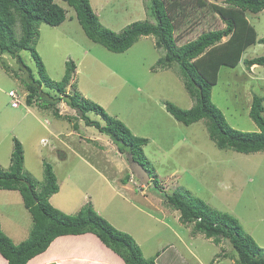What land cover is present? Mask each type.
<instances>
[{
  "label": "rangeland",
  "instance_id": "rangeland-1",
  "mask_svg": "<svg viewBox=\"0 0 264 264\" xmlns=\"http://www.w3.org/2000/svg\"><path fill=\"white\" fill-rule=\"evenodd\" d=\"M209 1L225 6L224 0ZM56 2L66 10V21L58 27L42 24L34 44L46 73L58 83L64 77L66 63L73 60L77 72L67 93L78 92L81 99L101 106L109 116L122 121L135 136L148 139L143 151L156 180L147 185L138 183L127 155L118 151L109 136L88 126L79 111L64 100L51 104L60 96L56 90L43 85L44 108L38 99L28 106L29 92L24 83L28 80L9 55L0 58L18 76L0 65V167L9 170L17 139L23 147V175L36 191L44 185V162L53 166L59 186L49 198L53 207L76 215L91 204L118 230L134 238L144 258L161 254L158 264H239L238 253L228 239L217 245L203 235L191 236L193 225H184L181 213L168 205L167 196L174 193L187 202L201 199L212 210L236 218L264 254V151L242 154L219 149L209 136L206 120L185 125L167 112L166 102L187 110L195 102L175 66L156 67L164 55L156 48L154 36L141 37L125 53H113L87 37L72 7L62 0ZM90 3L101 24L116 33L138 21H153L149 0ZM204 14L198 19V15L190 17L176 31L178 45L225 27L217 14ZM247 18L258 38H264V10L248 12ZM21 56L38 78L31 52L23 51ZM262 56L264 44L250 47L236 68H221L212 89L213 104L233 129L258 132L249 114L253 97H264V66L248 69L244 61ZM11 90L15 99L12 103L16 102L18 109L11 105ZM87 116L105 123L95 112ZM127 175L129 183L124 184ZM33 222L19 191L0 190L1 228L14 244L29 238ZM101 247L100 242L93 247V256ZM87 253L85 261L91 260Z\"/></svg>",
  "mask_w": 264,
  "mask_h": 264
},
{
  "label": "trees",
  "instance_id": "trees-1",
  "mask_svg": "<svg viewBox=\"0 0 264 264\" xmlns=\"http://www.w3.org/2000/svg\"><path fill=\"white\" fill-rule=\"evenodd\" d=\"M62 1L75 10L77 20L87 37L113 53H125L141 37H155V46L164 55L156 67L167 69L175 66L188 94L195 102L188 110L166 102L167 112L174 119L185 125L206 120L209 136L219 149H233L242 154L264 151V97H253L249 114L258 127V132L233 129L222 111L212 102V89L218 83L221 68H236L247 49L257 43L264 44V38H258L256 29L247 18L248 12L258 14L264 10V0H224L225 6L212 4L209 0H149L148 9L153 21L135 22L119 33L101 24L90 0ZM206 11L217 14L225 27L203 32L195 39L178 45L176 31H180L190 17H204ZM66 19V10L56 0H0V57L9 55L24 71V79L28 80L24 82L29 92L26 98L28 106L34 105L35 99H38L41 101L39 106L44 108L43 85L56 90L60 96L53 100L52 105L64 100L68 106L78 110L86 124L109 136L120 153L132 154L134 160L148 172L151 182L157 175L150 169L143 151L149 140L135 136L122 121L109 116L101 106L81 99L78 92L67 93L66 89L77 72L76 63L73 60L66 63L64 77L58 83H54L46 73L42 59L34 47L39 28L42 24L58 27ZM223 39L228 40L223 42ZM217 45L219 47L215 48ZM23 51L31 52L37 63L39 79L26 65L21 56ZM244 64L248 69L256 65L264 66V56L246 60ZM0 65L9 73L18 76V72L7 67L2 58ZM8 96L13 105L14 97L10 93ZM90 112H95L105 123L90 120L87 116ZM23 170V147L15 139L9 170L4 171L0 167V190L19 191L34 222L29 238L18 245L3 232L0 223V254L7 260V264H28L33 258L46 252L57 238L87 233L95 235L125 264H157V257L161 260L159 253L151 259L144 258L134 238L118 230L91 204H87L76 215H66L53 207L49 198L59 191V186L51 164L44 162V185L41 191H36L32 181L23 175ZM131 174L141 183L136 175L132 172ZM129 179L130 176L127 175L123 183L128 184ZM167 202L172 209L181 213L180 221L184 225H193L192 237L203 235L217 245L228 239L238 253L239 264H264V254L261 253L260 246L243 232L233 216L212 210L201 199L187 202L178 193L168 195Z\"/></svg>",
  "mask_w": 264,
  "mask_h": 264
},
{
  "label": "crops",
  "instance_id": "crops-1",
  "mask_svg": "<svg viewBox=\"0 0 264 264\" xmlns=\"http://www.w3.org/2000/svg\"><path fill=\"white\" fill-rule=\"evenodd\" d=\"M81 239V240H80ZM101 249L93 256L94 249L99 242ZM20 244V243H19ZM93 234L87 236H64L57 238L46 252L33 258L28 264H125L124 261ZM97 251V250H96ZM88 252V253H87ZM91 256V260L85 261V254ZM91 254V255H90ZM160 258V257H159ZM159 258L156 262L158 264ZM0 264H7V260L0 254Z\"/></svg>",
  "mask_w": 264,
  "mask_h": 264
},
{
  "label": "water",
  "instance_id": "water-1",
  "mask_svg": "<svg viewBox=\"0 0 264 264\" xmlns=\"http://www.w3.org/2000/svg\"><path fill=\"white\" fill-rule=\"evenodd\" d=\"M129 166H130V171L136 175L141 183L143 184H149L151 178L148 172L141 166V164L137 161L134 160V157L132 154H127Z\"/></svg>",
  "mask_w": 264,
  "mask_h": 264
},
{
  "label": "built area",
  "instance_id": "built-area-1",
  "mask_svg": "<svg viewBox=\"0 0 264 264\" xmlns=\"http://www.w3.org/2000/svg\"><path fill=\"white\" fill-rule=\"evenodd\" d=\"M13 94H14V92H10V96H12ZM16 99H17V97H16ZM12 106L13 107H18L16 102H14Z\"/></svg>",
  "mask_w": 264,
  "mask_h": 264
}]
</instances>
